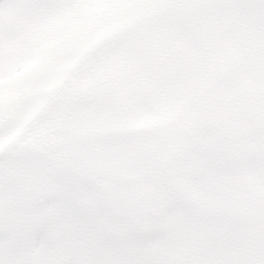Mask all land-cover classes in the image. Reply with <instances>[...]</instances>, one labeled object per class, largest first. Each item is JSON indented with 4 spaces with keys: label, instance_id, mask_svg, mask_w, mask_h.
<instances>
[{
    "label": "snow or ice",
    "instance_id": "6c2138e0",
    "mask_svg": "<svg viewBox=\"0 0 264 264\" xmlns=\"http://www.w3.org/2000/svg\"><path fill=\"white\" fill-rule=\"evenodd\" d=\"M0 264H264V0H0Z\"/></svg>",
    "mask_w": 264,
    "mask_h": 264
}]
</instances>
